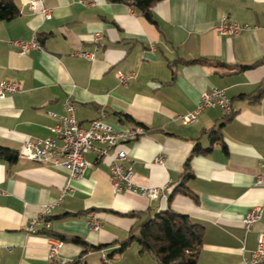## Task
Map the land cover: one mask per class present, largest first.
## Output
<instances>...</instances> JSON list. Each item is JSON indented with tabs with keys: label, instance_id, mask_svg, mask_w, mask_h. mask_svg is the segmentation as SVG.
Segmentation results:
<instances>
[{
	"label": "crops",
	"instance_id": "1",
	"mask_svg": "<svg viewBox=\"0 0 264 264\" xmlns=\"http://www.w3.org/2000/svg\"><path fill=\"white\" fill-rule=\"evenodd\" d=\"M12 1L19 15L0 22V81L18 82L22 91L0 99V147L13 157H0V264H109V254L140 220L167 207L204 227L197 264H242L264 234V189L255 185L264 159V96L247 97L264 82V0H162L150 9L152 21L108 0H39L35 11L29 9L34 0ZM42 7L51 12L50 19L42 17ZM227 15L250 30L220 36L216 27ZM96 33L101 40L94 60L74 56L93 52ZM33 37L41 51L20 55L10 45ZM117 72L135 73V78L121 85ZM211 89L225 91L232 117L207 109L195 123L182 125L177 117L192 112ZM67 99L84 128L104 114L116 131L145 129V135L118 149L127 154L124 166L132 170L133 183L165 185L166 197L114 194L109 160L93 153L85 155L92 167L73 179L61 167L17 158L25 137L56 139L52 128ZM211 129L221 138L213 144ZM197 144L211 150L190 158L192 177L184 184L194 198L178 193L169 203ZM158 157L162 165L154 162ZM51 204L49 231L27 234V222ZM256 207L261 218L247 231L242 220ZM90 213L100 225L97 232L89 226ZM131 213L143 216H127ZM61 236L82 239L89 246L86 254L81 255L83 246L63 242L58 257L49 260L48 239ZM137 248L132 258L144 262L146 253Z\"/></svg>",
	"mask_w": 264,
	"mask_h": 264
},
{
	"label": "built area",
	"instance_id": "2",
	"mask_svg": "<svg viewBox=\"0 0 264 264\" xmlns=\"http://www.w3.org/2000/svg\"><path fill=\"white\" fill-rule=\"evenodd\" d=\"M41 4L39 0L29 3V9L35 11ZM42 17L46 20L51 18V12L45 8L40 11ZM247 25H240L233 21L230 16H223L220 19L216 30L223 37H237L242 32L250 30ZM101 34L94 35L93 52L76 51L74 56L81 57L93 61L99 50V41ZM10 45L15 47L20 55H25L30 51H41L36 37L30 41L14 40ZM117 78L121 85H126L131 79L135 78V73L127 75L117 72ZM22 91V86L14 81H0V99H4L9 95H13ZM64 113L57 117V124L52 128V132L56 135V139L25 137L22 141L20 151L17 158L28 160L37 164L50 163L55 167H61L68 173L70 179L78 178L92 167V164L85 160V155L93 153L97 159L106 158L109 160V179L114 194L123 191H131L139 194L149 200H157L165 198L167 186L161 187H137L133 181V172L130 168L124 166L127 160L125 151L118 149L119 146L129 141L135 140L145 135V129L136 127L130 131H116L111 125L105 122V115L102 114L96 120L90 122L89 126L82 127L75 118V108L71 101L67 99L63 105ZM207 109H219L224 115L233 113L232 101L222 89H211L204 92L198 99L196 108L187 114L179 115L177 119L184 126L191 125L197 121L200 113ZM60 141V143H58ZM158 165H162L163 158L158 157L154 161ZM258 174L255 177V185L264 189V159L258 163ZM63 192H66L63 190ZM55 204H58L55 203ZM54 204L43 205L37 216L32 217L25 225L27 234H37L41 231H49L50 220L49 215ZM262 210L259 207L253 208L243 218L242 224L247 231H250L261 218ZM89 226L92 231L97 232L100 225L97 221L95 213L89 215ZM63 247V241L58 238L50 237L48 239L47 256L49 260L54 261ZM103 255V261H106ZM60 264H69L67 261H61ZM242 264H264V234H260L257 238L256 250L251 253L248 258L243 259Z\"/></svg>",
	"mask_w": 264,
	"mask_h": 264
},
{
	"label": "trees",
	"instance_id": "3",
	"mask_svg": "<svg viewBox=\"0 0 264 264\" xmlns=\"http://www.w3.org/2000/svg\"><path fill=\"white\" fill-rule=\"evenodd\" d=\"M111 3H124L138 10L148 21H152L151 7L162 0H108ZM19 15V10L12 0H0V22H9L14 20ZM196 63H204L203 60H195ZM261 64L257 62L251 65L241 66L240 70H247ZM264 96V82L259 85L255 94L247 96L252 100H260ZM225 117H232L226 115ZM211 144L220 140V133L217 130L211 129L208 132ZM212 146V145H211ZM211 148L201 149L199 145H195L189 158L186 160L181 183L172 190L168 202L170 203L175 194H183L194 198V195L187 189L184 181L192 177L189 167L190 158L196 154H205ZM11 152L0 147V157L13 159ZM131 217H142L141 214H127ZM204 227L196 222H193L188 216L177 213L167 207L164 211L156 212L153 215H148L140 220L138 225L129 236L119 242L118 247L114 249L109 257L112 259L116 254H122L133 242L139 247L140 254H149L157 264H197L201 247L203 244ZM55 238V237H54ZM58 238V237H57ZM63 242H72L83 246L85 249L81 255L86 254L89 247L82 239L72 237L70 239L63 236L59 237ZM94 251H101L102 246H91ZM76 261L69 263L75 264Z\"/></svg>",
	"mask_w": 264,
	"mask_h": 264
},
{
	"label": "rangeland",
	"instance_id": "4",
	"mask_svg": "<svg viewBox=\"0 0 264 264\" xmlns=\"http://www.w3.org/2000/svg\"><path fill=\"white\" fill-rule=\"evenodd\" d=\"M132 245H134V248H133V246L132 247H128L126 250H127V252L125 253V259L124 260H122L121 262H119V263H117V260H116V258H117V254L111 259L110 258V260H109V264H148L147 263V259L148 260H150V259H152V258H150L151 256L150 255H148V254H144V259H146V260H144V262H142V261H135L134 259L135 258H132V256H134L135 257V251H136V254L138 255V248H137V250H135V247H137V245H136V243H134V244H132ZM150 261H152V260H150ZM154 261V260H153Z\"/></svg>",
	"mask_w": 264,
	"mask_h": 264
}]
</instances>
